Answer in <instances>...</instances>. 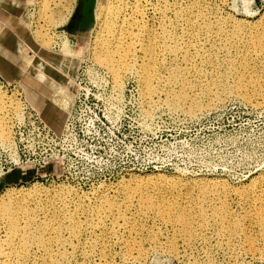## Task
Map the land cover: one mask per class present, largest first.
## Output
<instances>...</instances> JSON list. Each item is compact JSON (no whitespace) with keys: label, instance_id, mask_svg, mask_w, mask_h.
Masks as SVG:
<instances>
[{"label":"rangeland","instance_id":"rangeland-1","mask_svg":"<svg viewBox=\"0 0 264 264\" xmlns=\"http://www.w3.org/2000/svg\"><path fill=\"white\" fill-rule=\"evenodd\" d=\"M18 2L12 19L21 39L10 53L15 64L4 63L7 75L0 68V123H7L0 138V165L8 159L5 146L12 144V124L22 116L24 98L58 127L73 96H127L124 102L114 101L112 109L133 142L130 148L161 163L119 170L107 150L106 167L70 159L63 170L53 163L13 166L5 172L0 168V206L4 200L19 208L20 220L31 217L53 228L43 237L66 242L53 243L51 260L34 246L33 255L17 263L59 264L64 255L63 264H264V232L258 221V214L264 215V183H259L264 177V96L255 90L264 86V0H96L95 9L103 7L104 15L109 5L122 10L125 33L130 27L136 34L145 25L154 34L151 65L159 79L151 97H143L139 80V69L148 62L141 47L146 39L133 43L128 59L133 65L115 83L96 60L99 46L107 41L103 17H95L90 31L71 33L65 25L77 12L78 0ZM200 10L212 30L191 24ZM237 30L251 37L258 33L262 40L255 46L239 38L225 40ZM167 34L180 43L175 59L162 51ZM188 45L201 72L189 76L185 87L171 86L165 82L168 69L185 68L180 51ZM241 76L253 82L251 90H240ZM172 88L204 105V97L220 99L190 115L187 103L170 108ZM136 96L146 99L140 108ZM147 175L171 181L152 184L163 187L153 193L158 204L148 210L142 202L125 203L137 189L130 180ZM106 198L118 206L101 209L103 224H97L94 214ZM172 204L190 213V237L172 217L160 218L158 209ZM76 224L81 229L73 238Z\"/></svg>","mask_w":264,"mask_h":264},{"label":"bare ground","instance_id":"bare-ground-1","mask_svg":"<svg viewBox=\"0 0 264 264\" xmlns=\"http://www.w3.org/2000/svg\"><path fill=\"white\" fill-rule=\"evenodd\" d=\"M97 9L98 7H96L95 9V17L101 19L102 17L104 18L107 37L103 39H106L107 41H102V44L100 43V49L98 50L99 53H96L97 57L95 56L96 60L98 59L100 63L105 65L109 72H111L113 81L115 83H118L119 77H121L120 74L123 72V70L130 69V66L133 65H130L128 62L130 51L133 48V43L136 41H140L141 39H146V43L141 45V47L143 48V52L145 53V55L148 56V62L140 67L139 80L142 83L141 92L143 93L142 95H144L143 97H151L150 95L156 93L153 83L156 82V78L159 79V73H157L158 71H155L156 69H154V66L151 65L155 47V36L152 33L151 29H149L145 25H140L136 34H132V32L129 30L130 27L126 29L125 33V18L121 15L122 10H115V6L109 5L107 13L106 15H104L103 7L100 6L99 11H97ZM205 19V12L203 10H200L198 13L193 15L191 24L196 25L198 28L204 26L206 30H212V22H206ZM216 33L219 35V32ZM234 38L235 41H237L236 38H239L240 41L241 39H243V41L247 40L254 46L260 43L262 40V36H260L258 33H255L251 37V33L240 30H237L234 35L226 37L225 40L231 41ZM112 49H114L115 51H113ZM179 50H181L180 43L176 38L167 34L165 42L162 45V51H170L169 53L175 59L179 55ZM190 50L191 47L188 45L185 50L180 51V54L182 56V59L185 61L186 66L185 68L170 67L168 69V80H165L167 84H170L171 86L173 85L179 87L181 85V87H185L188 84L186 79H188L189 76H194V73L201 72V68H198L195 64L196 56L194 57ZM114 52H117L118 55L113 54ZM260 54L264 55L263 49L260 50ZM245 59L247 61L248 57L245 56ZM239 84V88L241 91H247L249 89H252L253 82L249 83L246 78H243V76H241L239 79ZM255 90H257L256 95L258 92L259 94L264 96V86L262 84H259V87ZM174 91L175 90H173V88L172 90L168 91L169 95L172 94V97L169 98L172 101L171 105H169L170 108L173 107L174 109H177L179 108L178 104L187 103V107L185 108V110L191 115L195 113L196 110H200L201 107H203V102L195 101V99L189 100L186 96H184V93L182 91L179 92V94L174 93ZM204 99L206 102L204 106L208 107L211 103L218 101L220 97H204ZM3 108L4 106H2L0 103V109ZM5 133H7V123L4 120V122L0 123V138H4ZM142 178L135 177L130 180L132 184L137 185V189L130 191L128 193V200H125L124 202L128 205H139V203L142 202L146 209L152 210V207L158 204L155 201L153 193H159L163 189L162 186H155L152 184L170 183L171 181H168L163 175H158V177L147 175L146 178ZM259 181L258 182L260 184L261 181H263L264 183V177H262L261 179L259 178ZM206 188V186L201 187L203 191L206 190ZM115 206L118 205L113 201L110 202V200H108L107 198L103 199L94 214L97 220V224H103L101 220V209H105L107 207L112 208ZM19 211V208H15L11 204L5 203L4 200H2L0 206V229L3 232L0 236V264H18L17 261L19 259H29L33 255L31 249L34 246L41 250V255L44 257V259L51 260V247L53 246V243L56 242L60 246H63L66 242L60 238H54L52 242L51 239L43 237V234L46 231L53 230V228L51 226H44L42 222L40 224H37L31 217L25 221H22L19 218V215H21ZM157 212L161 216L160 218L164 221H169L170 217H172L177 224H182V234L188 237L191 236L193 227L192 219L188 211L183 208H179V206L175 204H172L162 210L158 209ZM258 221L264 232V215L259 213ZM80 229V225L76 224L75 228H73V231L71 232V236L75 238ZM234 230H236V227L229 228V231ZM3 245H5L6 248H3ZM60 255H62V253H60ZM64 260L65 259L63 255V257H60V259H58L59 264H63Z\"/></svg>","mask_w":264,"mask_h":264},{"label":"built area","instance_id":"built-area-1","mask_svg":"<svg viewBox=\"0 0 264 264\" xmlns=\"http://www.w3.org/2000/svg\"><path fill=\"white\" fill-rule=\"evenodd\" d=\"M126 97L73 96L58 127L47 122L24 98L22 116L12 124L13 140L5 146L8 159L1 162V170L5 172L13 166L43 167L49 163L63 170L70 159L106 167L110 162L107 150L112 151L116 158L114 165L119 170L126 166L130 169L156 167L161 161L140 156L130 148L133 142L124 134L120 114L112 109L114 101L124 102ZM145 100L142 96L134 98L139 108ZM109 132L113 136L109 137Z\"/></svg>","mask_w":264,"mask_h":264},{"label":"crops","instance_id":"crops-1","mask_svg":"<svg viewBox=\"0 0 264 264\" xmlns=\"http://www.w3.org/2000/svg\"><path fill=\"white\" fill-rule=\"evenodd\" d=\"M19 0H0V22L3 20V25L0 27V68L5 73L4 63L9 66L14 65L11 52L20 45L19 33L16 31L12 19L14 5ZM19 23V20H18ZM23 40V39H22ZM16 66V65H15ZM7 75V72L5 73Z\"/></svg>","mask_w":264,"mask_h":264},{"label":"water","instance_id":"water-1","mask_svg":"<svg viewBox=\"0 0 264 264\" xmlns=\"http://www.w3.org/2000/svg\"><path fill=\"white\" fill-rule=\"evenodd\" d=\"M96 0H78V10L65 28L71 33L90 31L95 21Z\"/></svg>","mask_w":264,"mask_h":264}]
</instances>
